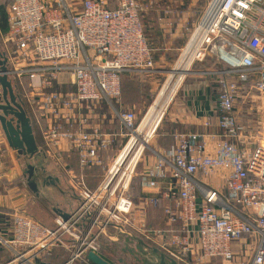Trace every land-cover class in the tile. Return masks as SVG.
Listing matches in <instances>:
<instances>
[{
    "label": "built area",
    "instance_id": "built-area-1",
    "mask_svg": "<svg viewBox=\"0 0 264 264\" xmlns=\"http://www.w3.org/2000/svg\"><path fill=\"white\" fill-rule=\"evenodd\" d=\"M143 10L139 0H117L114 6L110 0H82L75 9L66 0H10L4 43L12 47L5 55L13 79L21 84L29 78L27 102L46 121L41 153L59 161L68 141L82 167L102 166L103 175L95 188L72 176L78 205L54 227L15 211L12 238L1 239L13 251L6 264H47L58 246L68 252L62 264H94L88 253L100 254L103 240L112 239L109 231L131 232L181 264L242 257L247 264H264V122L253 147L243 151L235 113L239 81L255 75L253 87L264 93V0H210L205 7L184 51L200 38L192 60L216 53L227 66L218 82L221 132H179L175 146L163 152L150 143L137 146L138 140L129 145L138 115L114 105L124 73L160 72ZM61 73H68L69 81L61 82ZM105 101L126 136L108 165L100 151L118 134L100 125L99 103ZM73 124L77 129L66 128ZM149 149L156 160L142 174L136 200L133 181ZM211 177L222 181L223 190L209 184ZM161 204L167 226H149L148 207Z\"/></svg>",
    "mask_w": 264,
    "mask_h": 264
},
{
    "label": "crops",
    "instance_id": "crops-1",
    "mask_svg": "<svg viewBox=\"0 0 264 264\" xmlns=\"http://www.w3.org/2000/svg\"><path fill=\"white\" fill-rule=\"evenodd\" d=\"M66 1L72 6V9L81 7V0ZM110 1L112 6L117 2V0ZM139 1L144 7L142 18L147 25V37L151 40V46L159 54V58L156 61L157 63H165L170 59L169 57L176 56L187 43L191 31L197 26L210 0ZM8 8L9 4L7 11ZM6 33L7 31L3 32L0 27V49L4 53L6 49H9V46L12 47V43H4ZM189 61V59H186L179 68L187 69ZM226 68V65L214 58H206L198 62L186 75V80L182 83L177 97L165 114L166 107L181 79L177 78L170 87L165 88L159 94L145 119L146 121L150 118V115L152 116L155 110L157 111L160 107L159 114L152 126L155 131L164 114L158 126L157 139L160 136V140L157 145L155 144L157 147H154V149L163 152L173 148L176 144V134L179 132H196L200 134L221 132L217 125L220 115L218 82L220 77L225 75L224 71ZM156 75L157 72L155 71H129L124 73L122 75V93L120 98L114 101L115 107L122 111L134 110L137 115L140 111L147 109L152 95L145 92V89L149 87L148 83L152 85L156 81ZM228 76L232 79L237 78L235 75ZM254 80L255 75L245 81L238 82L235 113L242 131L241 134L243 132L246 134L251 133L252 128L260 129L264 122V93L257 91L253 87ZM60 81H69V74L61 73ZM13 83L16 92L25 102L31 122L34 123L35 121L37 125V129L33 128V133L38 147L42 149L45 145L43 129L46 121L40 117L38 109L27 102L30 80L28 77H24L20 84L14 78ZM62 86L67 89L66 83ZM254 92L259 95L261 104H259L258 96ZM99 109L102 114V117L99 118L102 130L118 134L108 150L100 151L104 165H108L126 141V136L123 135L121 121L115 113H112L106 101L99 103ZM66 128L77 129V125H66ZM1 150L3 154L0 157V264H6L13 258V251L4 246L1 239L12 238L13 213L15 211H23L51 227L55 224L56 219L60 217L59 213H69L78 205L77 195L74 194L71 186V182H73L71 181L73 179L72 176H82L88 187L95 188L102 179L103 169L102 166L82 167L78 151L68 141H65L61 160H53L46 155L44 156L39 150L30 161L39 169L44 170L43 177L46 180V182H38L39 192H35L29 186L27 177L19 160L14 156L0 123V152ZM155 160L156 156L153 151L151 149L147 150L144 159L138 166L136 174L138 178L133 181V192L136 200H139L141 195V176ZM197 179H201L200 176ZM201 180L203 181V179ZM208 182L210 185L217 186L223 190L224 186L221 180L211 177L208 178ZM147 221L149 226L152 227H166L167 216L164 211V205L149 206L147 209ZM177 226L178 224L175 225V227ZM127 236L123 233H115L112 239L105 238V242H102L100 255L112 264H143L145 257L141 253H135V249L132 247L136 245ZM149 244L153 245L152 243ZM110 245H112V248L113 246L115 247L113 249L117 258L110 257L108 252H106ZM157 249L167 255L163 250ZM67 256V250L62 246H58L54 249L52 255L46 259V263L62 264L67 259ZM222 262L219 259H214L210 264H220ZM236 262L238 260L232 263ZM232 263L225 262L224 264ZM38 264L41 263L38 262Z\"/></svg>",
    "mask_w": 264,
    "mask_h": 264
},
{
    "label": "water",
    "instance_id": "water-1",
    "mask_svg": "<svg viewBox=\"0 0 264 264\" xmlns=\"http://www.w3.org/2000/svg\"><path fill=\"white\" fill-rule=\"evenodd\" d=\"M10 73L8 58L0 49V123L14 156L19 160L27 177L29 186L33 191L39 192L38 182H46L43 177L44 170L30 161L40 148L33 133L31 117L25 102L16 92ZM59 215L64 219L69 217V213H59ZM127 235L136 242L138 251L145 257L143 264H181L168 258L156 247L148 245L141 237L131 232H127ZM88 258L94 264H112L95 252L88 253Z\"/></svg>",
    "mask_w": 264,
    "mask_h": 264
},
{
    "label": "rangeland",
    "instance_id": "rangeland-1",
    "mask_svg": "<svg viewBox=\"0 0 264 264\" xmlns=\"http://www.w3.org/2000/svg\"><path fill=\"white\" fill-rule=\"evenodd\" d=\"M3 1V0H2ZM7 2L9 3V1L7 0ZM81 2H82V0H81ZM1 5V4H0ZM8 5V4H7ZM70 7H72V6H70ZM194 30V29H193ZM193 31H191V33H192ZM190 38V37H189ZM189 40V39H188ZM188 44V41H187V43L180 49V51L177 53V55L176 56H173L172 57V59H173V61H170V60H167V62H165V63H157V66L159 67V69H160V72H157V79H156V81H154V83L151 85L150 83H148V85H149V87H147L146 89H145V92H147L148 94H151L152 96H151V100H150V103H149V105H148V107H147V109H145V110H143V111H140L139 113H138V125H139V128L142 126V124H143V122L145 121V119L147 118V115H148V111H149V109H150V107L152 106V104H154V102H155V100H157V98H158V96H159V94L161 93V92H163L164 90H165V88H168V87H170L174 82H175V80L177 79V78H180L181 79V81L178 83V85H177V87H176V90H175V92H174V94H173V96H172V98H171V100H170V102H169V104L167 105V107H166V110H165V112L164 113H166L167 111H168V109L170 108V106L173 104V102H174V100H175V98L177 97V95H178V93H179V91H180V88H181V85H182V83L186 80V75L191 71V69H193L194 68V66L198 63V62H200V61H198L196 58L194 59V60H191V63H190V65H189V67H188V71H182V70H177V68H179V66H180V64H181V59L180 58H182V56H183V53L185 52L184 50H185V47H186V45ZM216 54V53H215ZM215 54H212V53H208L207 54V56H206V58L208 59V58H214V59H216L217 57H219V55H215ZM205 58V59H206ZM217 60V59H216ZM218 61V60H217ZM190 62V61H189ZM219 62H221V63H223L224 65H225V63L223 62V61H220L219 60ZM173 68H174V70H173ZM190 69V70H189ZM173 70V71H172ZM180 74H182L181 76H180ZM143 90V89H142ZM152 90V91H151ZM144 91V90H143ZM254 94L256 95V96H258L257 98L259 99V102L261 101V99H260V97H259V95L256 93V92H254ZM264 97V96H263ZM259 104H261V102L259 103ZM150 112V111H149ZM163 117V116H162ZM161 120V119H160ZM160 122V121H159ZM32 126H33V128L35 129H37V125H36V123H35V121H34V123H32ZM258 126H260V124H258ZM138 128V129H139ZM137 129V130H138ZM257 129V128H256ZM254 129V128H252L251 129V133H242L241 135H240V137H239V140L237 141V143H238V145L241 147V149L243 150V151H246V150H248V149H251L252 147H253V143H254V137H255V135H256V133H257V131L259 130V129ZM154 132V128H153V130L150 132V134L148 135V137H147V140H146V142L145 143H150V145L154 148V147H157L156 145L158 144V142H159V140H160V136H158V139H157V135H158V133H159V131H158V128H157V130L155 131V133H153ZM153 134V135H152ZM133 136H134V134H133ZM133 136H132V138H131V140H130V142H129V145H130V143L132 142V140H133ZM152 136V137H151ZM130 138V137H129ZM150 139V140H149ZM139 141V140H138ZM149 141V142H148ZM141 142L139 141V142H137V146H139V144H140ZM156 144V145H155ZM141 145V144H140ZM146 145V144H145ZM135 178H138L137 176H135ZM134 178V179H135ZM41 222V221H40ZM42 223V222H41ZM45 225V224H44ZM55 225V224H54ZM54 225L53 226H51V227H54ZM47 226V225H46ZM48 227H50V226H48ZM109 233L111 234V235H114L115 233H113L112 231H109ZM127 237H129V236H127ZM130 239H131V237H129ZM105 240L106 239H104V241L103 242H105ZM131 242L134 244V245H136V242L134 241V240H131ZM113 248H115L114 246H113ZM112 248V245H110V248H107V251L106 252H108V255L110 256V257H112V258H117V255H116V253L114 252V249ZM132 248H134L135 249V253H140V251H138V249H137V245L136 246H134V247H132ZM137 259V258H136ZM247 261H248V258L247 257H242L241 259H239L238 260V262H236V263H234V264H247ZM210 263H212V262H209L208 264H210ZM219 264V263H218ZM220 264H224V262H222V263H220ZM233 264V263H232Z\"/></svg>",
    "mask_w": 264,
    "mask_h": 264
},
{
    "label": "bare ground",
    "instance_id": "bare-ground-1",
    "mask_svg": "<svg viewBox=\"0 0 264 264\" xmlns=\"http://www.w3.org/2000/svg\"><path fill=\"white\" fill-rule=\"evenodd\" d=\"M199 46H200V38L194 39L192 41V43L188 46L186 51L184 52L182 58H180L181 59L180 66L186 61V59L190 60L188 66H187V69L183 70L181 68H177L178 71L179 70H182L184 72L188 71V67H189V65L191 63L192 58L194 57V53L196 52V50L198 49ZM155 102H156V100H155ZM155 102H154V104H155ZM154 104H152V106L150 107L149 111L151 110V108L153 107ZM159 109H160V107L157 109V111L155 110V112H154V114L152 116L150 115V118H148L145 122H143L142 126L138 130H136L134 132L133 140L130 143V145L133 144L136 140H139V141H141L143 143L146 141L148 134L151 132V130L153 128L152 127L153 123L155 122V120H156V118H157V116L159 114V112H158ZM149 111H148V113H149Z\"/></svg>",
    "mask_w": 264,
    "mask_h": 264
},
{
    "label": "trees",
    "instance_id": "trees-1",
    "mask_svg": "<svg viewBox=\"0 0 264 264\" xmlns=\"http://www.w3.org/2000/svg\"><path fill=\"white\" fill-rule=\"evenodd\" d=\"M8 1L10 3V0H8ZM9 3L7 2V0H3V1L0 0V4H1L0 5V27H1V29H2L3 32L8 31L7 12L6 11H7V6H8L7 4H9ZM142 20H143V24H144L145 34H146V37H147V35H148L147 32H146L147 25H146V22H145V20L143 18H142ZM149 39L150 38L147 37V41H148L149 45L151 46V40H149ZM151 48H152V51H153L154 59L155 60H158V58H159L158 52L155 51V49L152 46H151ZM172 57H169L170 59L169 58L168 59L169 60H173Z\"/></svg>",
    "mask_w": 264,
    "mask_h": 264
}]
</instances>
